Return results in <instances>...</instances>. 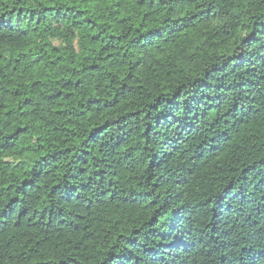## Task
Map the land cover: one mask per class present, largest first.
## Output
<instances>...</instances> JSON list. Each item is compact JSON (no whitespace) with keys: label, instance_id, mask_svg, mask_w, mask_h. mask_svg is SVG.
I'll return each instance as SVG.
<instances>
[{"label":"trees","instance_id":"trees-1","mask_svg":"<svg viewBox=\"0 0 264 264\" xmlns=\"http://www.w3.org/2000/svg\"><path fill=\"white\" fill-rule=\"evenodd\" d=\"M0 264H264V0H0Z\"/></svg>","mask_w":264,"mask_h":264}]
</instances>
